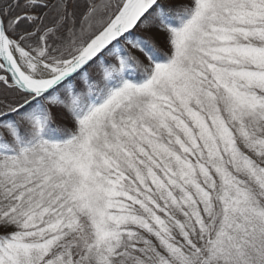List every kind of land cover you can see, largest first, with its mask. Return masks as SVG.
<instances>
[{"label": "snow or ice", "instance_id": "1", "mask_svg": "<svg viewBox=\"0 0 264 264\" xmlns=\"http://www.w3.org/2000/svg\"><path fill=\"white\" fill-rule=\"evenodd\" d=\"M0 264H264V0H0Z\"/></svg>", "mask_w": 264, "mask_h": 264}]
</instances>
